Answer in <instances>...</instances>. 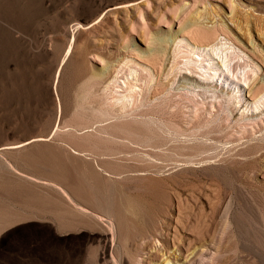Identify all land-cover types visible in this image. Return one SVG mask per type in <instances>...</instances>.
I'll list each match as a JSON object with an SVG mask.
<instances>
[{
    "label": "rangeland",
    "instance_id": "374dc122",
    "mask_svg": "<svg viewBox=\"0 0 264 264\" xmlns=\"http://www.w3.org/2000/svg\"><path fill=\"white\" fill-rule=\"evenodd\" d=\"M145 1L0 0V264H163L167 257L172 261L168 264H264V156L254 158L246 182L235 184L240 196L220 199L217 192L230 187V176L221 184L197 171L193 175L201 179L199 193L156 185L147 181L151 174L145 180L148 172L108 163L103 145L92 142L94 132L87 128L92 102L101 92H96L97 82L81 87L106 60L120 58L124 35L139 10L143 19L138 17L140 29L131 32L130 40L133 48L145 52L149 43L143 27L152 36L160 31L177 35L180 21L174 17L185 6L191 7L185 19L204 10L222 21L220 26L232 36L227 47H235L230 54L240 55L232 67L240 77L243 71L263 81L264 0ZM161 11L169 23L157 24ZM220 38L227 42L224 35ZM185 40L193 46L192 40ZM129 57L148 65L139 56ZM219 63L223 65L218 58ZM179 91L189 98L181 102L188 111L182 115L186 127L199 115L210 117L206 108L195 115L194 104L201 107L203 98L194 90ZM81 92L82 105L72 107ZM242 98L252 100L249 93ZM208 107L213 111L211 104ZM254 120L248 122L252 137L233 144L226 139L221 148L264 140V114ZM48 134V141L24 146L28 139ZM52 160L65 166L66 172L57 175L67 181L54 177L48 166ZM93 160L106 162L100 169L102 181L85 176ZM74 184L88 189V200L79 197ZM250 188L259 196H251ZM96 199L112 201L123 211L122 226L92 204Z\"/></svg>",
    "mask_w": 264,
    "mask_h": 264
},
{
    "label": "bare ground",
    "instance_id": "6f19581e",
    "mask_svg": "<svg viewBox=\"0 0 264 264\" xmlns=\"http://www.w3.org/2000/svg\"><path fill=\"white\" fill-rule=\"evenodd\" d=\"M190 8V6L183 7L181 13L174 17L180 21V30L177 35L164 34L160 31L152 36L145 25L143 35L145 41L149 43L145 52H139L133 48L130 40L131 32H137L140 29L141 24L138 17L143 19L142 10L138 11L124 35L122 45L124 52L120 58L106 60L105 66L95 71L81 85L83 89H88L93 82H97L99 88L96 92L102 93H100L101 98H95L92 102L91 107L94 111L89 117L90 125L87 128H91L94 132L92 142L96 145H103L102 155L109 158V164L122 169L148 172L143 174L146 176V179L143 177L145 180L151 174L152 178H149L151 180L147 181H152L156 185L165 184L167 186L168 184L182 192L184 189H179V186L195 193L201 191L202 187H199L198 183L201 179L193 175L196 171L203 172L209 180L221 184L228 180L226 176H230V187L217 192V197L220 199L229 198V196L238 194L235 185L237 182L248 180L246 174L251 170L254 158L264 156V140L254 139L229 150L222 149L219 144H223L226 139L233 144L243 138L252 137L248 122L264 114V80L259 81L256 77L244 74L243 71L240 77L238 68L232 67L240 55L235 54L236 57L235 55L233 57L230 51L235 50V47H227L228 41H232L229 30L220 26L222 21L207 16L204 10H198L194 15L185 19L184 15L188 14ZM176 11L177 8L172 12L176 13ZM162 22L169 23V18L164 11H161L157 18V24ZM221 35L225 36L227 42L223 43ZM187 37L193 41V46L186 43ZM130 55L139 56L148 65L145 66L131 60ZM218 58L222 60L223 65L220 63L216 65ZM134 64L137 67H133ZM256 76L258 77V74ZM181 88L194 90L193 93L196 96L203 98L201 107H199V102H195L194 105L197 108L194 113L197 116L202 108H206V112L209 110V118L199 115V119L189 121L187 127L185 126L186 122L182 115L188 111L184 110L181 102L189 98L179 91ZM82 93L84 92L77 96L72 107L77 108L82 105ZM208 93H213L214 96ZM246 93H249L252 98L250 102L242 98ZM178 97L181 101L175 99ZM212 97L216 98L217 103L210 101ZM209 104L212 105L213 111L208 107ZM76 127L84 128L80 124H76ZM235 130L237 133H242L240 137L232 135V131ZM99 134L103 136L100 138ZM49 135H36L25 141L24 146L38 141L46 142ZM79 161L76 159L77 168L82 167ZM50 162L54 164H48L54 177L62 182L67 181L65 176L57 175L58 171L66 172L62 169L65 166L54 160ZM105 164L106 162L99 160L89 162V166L86 167V173H88L85 176L92 180H104L101 170L106 167ZM187 173L191 176L185 175L184 177ZM107 181L112 182L110 179ZM141 183H144V180ZM74 185H76L79 197L88 200V189L81 184ZM145 185L144 183L142 187ZM171 195L172 193L167 197H172ZM177 195L180 196L179 192ZM250 195L259 196L252 191V188H250ZM112 203V201L103 203L96 199L92 204L109 212L122 226L123 211L115 209ZM170 261L167 257L163 264H168Z\"/></svg>",
    "mask_w": 264,
    "mask_h": 264
}]
</instances>
